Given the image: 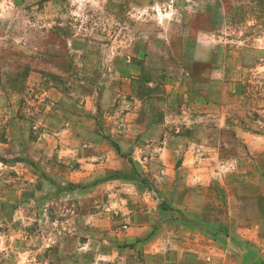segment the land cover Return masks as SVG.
<instances>
[{
	"label": "rangeland",
	"instance_id": "obj_1",
	"mask_svg": "<svg viewBox=\"0 0 264 264\" xmlns=\"http://www.w3.org/2000/svg\"><path fill=\"white\" fill-rule=\"evenodd\" d=\"M132 98H160L179 117L189 105L181 122L202 153L245 172L211 185L213 208L183 220L193 231L170 223L178 240L169 234L164 260L147 261L151 236L122 241L124 215L107 210V194L82 232L60 225L64 196L114 179L78 182L79 149L99 138L101 161L111 159V118ZM241 194L264 206V0H0V264H217L214 238L225 264H239L238 254L259 255L231 215Z\"/></svg>",
	"mask_w": 264,
	"mask_h": 264
},
{
	"label": "crops",
	"instance_id": "obj_2",
	"mask_svg": "<svg viewBox=\"0 0 264 264\" xmlns=\"http://www.w3.org/2000/svg\"><path fill=\"white\" fill-rule=\"evenodd\" d=\"M155 99L157 100L154 104L152 100L140 101L132 98L126 101V109L129 111L124 116L115 114L111 118L114 124L109 134L111 138L108 137V140L113 146V151L108 161H101V148L97 144L99 138L94 139L95 142L85 143L79 149L82 159L76 174L78 182L96 181L101 177V173H109L114 179L100 186L87 187L80 192L67 194L58 204V214L63 217L61 227H66L71 233L73 229L80 233L88 219L98 220L103 214H94L92 210L98 207L99 195L104 193L103 199L107 194L111 200V207L106 206L107 210L112 213L115 207L124 215L123 228L127 232L122 240L124 243H135L139 238L151 236L146 241L147 246L156 248L157 251H146L147 261L150 257H155L154 255L165 259L168 254L164 252L165 247L170 242L167 237L174 234L171 224L178 226L180 231H193L183 220L201 222L203 217H198L199 213L204 209L213 208L209 207L208 203H212L209 197L212 195L210 188L214 182L223 184L228 175L234 174L238 180H246L245 172L238 170L237 160L223 162L217 155V165L212 164L209 157L211 154L202 153L204 149L208 150L203 140L196 142L193 136L189 137L190 133L185 130L189 128L188 124L181 122V118L184 120L190 116L189 105L188 110L183 112L184 115L179 117L166 101ZM186 101L190 104L191 98L187 97ZM184 125H187L186 128ZM182 131L188 133L187 137L179 136ZM63 171L64 169H57L56 175H52L63 178ZM143 182L152 184L156 191L144 187ZM242 184H237V187ZM183 192L189 195L188 208L180 204L178 199L183 196ZM154 195L159 198L155 199ZM161 195L170 199L168 208L160 203ZM235 202L232 204L234 210L231 215L240 226L238 235L241 241L259 249V255L256 257L243 252L235 258L239 264H264V206L259 205L258 199L242 194L235 198ZM203 204L205 205L202 206ZM115 211L119 215L120 212ZM196 230H202L203 234L210 237L206 228ZM153 234H159L157 239L155 238L156 241L152 239ZM171 238L170 243L178 240L174 235L170 240ZM213 240L209 241L212 247L209 251L210 260L220 257L217 264H225L228 261V248L222 241ZM35 246L34 244L33 248H29L28 252L32 253ZM173 246L175 249L179 248L177 244ZM8 248L9 244L6 242L1 246L6 253H9Z\"/></svg>",
	"mask_w": 264,
	"mask_h": 264
},
{
	"label": "trees",
	"instance_id": "obj_3",
	"mask_svg": "<svg viewBox=\"0 0 264 264\" xmlns=\"http://www.w3.org/2000/svg\"><path fill=\"white\" fill-rule=\"evenodd\" d=\"M251 254V253H250ZM250 256H254V257H256V255H253V254H251Z\"/></svg>",
	"mask_w": 264,
	"mask_h": 264
}]
</instances>
